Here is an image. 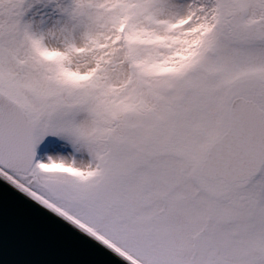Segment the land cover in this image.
<instances>
[{
  "label": "snow or ice",
  "instance_id": "1",
  "mask_svg": "<svg viewBox=\"0 0 264 264\" xmlns=\"http://www.w3.org/2000/svg\"><path fill=\"white\" fill-rule=\"evenodd\" d=\"M0 181L76 264H264V0H0Z\"/></svg>",
  "mask_w": 264,
  "mask_h": 264
},
{
  "label": "water",
  "instance_id": "2",
  "mask_svg": "<svg viewBox=\"0 0 264 264\" xmlns=\"http://www.w3.org/2000/svg\"><path fill=\"white\" fill-rule=\"evenodd\" d=\"M0 181V264H76L78 257L35 221L5 207Z\"/></svg>",
  "mask_w": 264,
  "mask_h": 264
}]
</instances>
